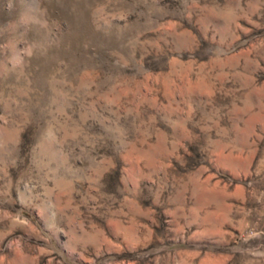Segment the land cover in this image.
Segmentation results:
<instances>
[{
    "label": "rangeland",
    "instance_id": "obj_1",
    "mask_svg": "<svg viewBox=\"0 0 264 264\" xmlns=\"http://www.w3.org/2000/svg\"><path fill=\"white\" fill-rule=\"evenodd\" d=\"M0 264H264V0H0Z\"/></svg>",
    "mask_w": 264,
    "mask_h": 264
}]
</instances>
